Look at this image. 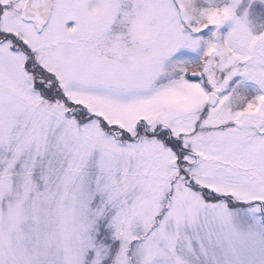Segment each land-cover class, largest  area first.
<instances>
[{
	"label": "snow or ice",
	"instance_id": "obj_1",
	"mask_svg": "<svg viewBox=\"0 0 264 264\" xmlns=\"http://www.w3.org/2000/svg\"><path fill=\"white\" fill-rule=\"evenodd\" d=\"M240 3L0 0V264H264Z\"/></svg>",
	"mask_w": 264,
	"mask_h": 264
},
{
	"label": "rangeland",
	"instance_id": "obj_2",
	"mask_svg": "<svg viewBox=\"0 0 264 264\" xmlns=\"http://www.w3.org/2000/svg\"><path fill=\"white\" fill-rule=\"evenodd\" d=\"M261 3L264 4V0H241L240 6L237 10V15H243L247 11L250 27L252 28L254 34L264 33V21H261V18H259V14L262 13V11L264 12V10H260L261 12L259 13L251 11L254 7H261ZM232 27L233 25L231 23L226 24L222 29V32L226 34ZM188 55L191 58H196V54L190 51L188 52Z\"/></svg>",
	"mask_w": 264,
	"mask_h": 264
},
{
	"label": "trees",
	"instance_id": "obj_3",
	"mask_svg": "<svg viewBox=\"0 0 264 264\" xmlns=\"http://www.w3.org/2000/svg\"><path fill=\"white\" fill-rule=\"evenodd\" d=\"M261 4H262L261 7H257V8L254 7L253 10H251V11H252V12H253V11H254V12L256 11L257 13H259V12H261L260 10H262V9L264 10V4H263V3H261ZM259 18H261V19H260L261 21H264V12H263V11H262V13L259 14Z\"/></svg>",
	"mask_w": 264,
	"mask_h": 264
}]
</instances>
